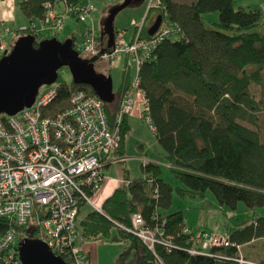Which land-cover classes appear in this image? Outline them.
Listing matches in <instances>:
<instances>
[{"label": "trees", "instance_id": "trees-1", "mask_svg": "<svg viewBox=\"0 0 264 264\" xmlns=\"http://www.w3.org/2000/svg\"><path fill=\"white\" fill-rule=\"evenodd\" d=\"M58 1L66 9L83 5L82 0H20L19 5L28 18L44 19L46 4L55 6ZM162 1L163 8L150 9L145 21L158 12L157 16L178 25L180 37L163 40L155 59L140 65L138 87L171 172L189 186L178 191L203 196L210 190L221 206L231 209L239 202L252 209L262 207L264 143L240 121L255 123L261 110L262 101L252 95L250 88L253 83L264 82L263 11L235 8L234 0ZM208 12H218L219 21L206 23L204 14ZM150 24L144 25L143 37L150 36ZM25 34L37 38L31 26L20 31V36ZM70 38L77 49L76 37ZM56 86L54 103L58 107L76 89L94 93L90 86L67 82L60 74ZM132 88L127 69L120 88L114 91V101L104 103L111 127L116 124L123 96ZM130 129L125 115L120 124L118 154L124 153ZM142 169L147 176L134 179L124 166L122 184L104 200L100 210L92 208L82 218L79 213L78 245L86 240L128 242L127 250L133 252L130 264H238L241 246L264 238V216H259L233 229L227 235L229 245L215 246L210 254L193 253V242L184 232L188 228L184 213L164 215L160 211L170 208L174 188L161 179L158 163L142 162ZM85 205L89 204L82 207ZM136 214L141 215L144 226L157 230L159 241L152 248L132 231Z\"/></svg>", "mask_w": 264, "mask_h": 264}, {"label": "built area", "instance_id": "built-area-1", "mask_svg": "<svg viewBox=\"0 0 264 264\" xmlns=\"http://www.w3.org/2000/svg\"><path fill=\"white\" fill-rule=\"evenodd\" d=\"M42 19L56 33L63 28L69 14L85 21L93 8L82 5L58 12L48 2ZM163 8L162 0H149L147 10ZM145 20V19H144ZM144 21L136 25L130 38L127 30H115L114 43L109 46L106 34H97L90 27L77 47L84 58L96 60V68L110 72L116 60L125 55L127 67L136 64L133 87L138 92V71L145 60L155 59L158 45L165 39L180 37L175 23L162 19L159 29L149 37L141 35ZM35 30V24L31 25ZM9 28L0 29V54L6 51L4 35ZM53 85V84H52ZM57 86L40 93L31 107L15 115L0 114V264H22L20 242L25 239L44 241L50 250L67 264H91L90 256L82 252L77 241L78 216L83 204L100 210L92 199L104 181V169L125 158L118 154L121 143L120 124L133 108L132 90L120 103L116 124L111 127L104 111V102L86 89H76L55 106ZM145 104V111H147ZM150 122L149 116L147 117ZM144 160V165L149 164ZM132 230L149 247L159 240L157 230L144 226L140 214L133 217ZM184 232L193 242V253L210 254L215 246L230 244L227 236L206 230ZM238 264L255 263L240 256Z\"/></svg>", "mask_w": 264, "mask_h": 264}, {"label": "rangeland", "instance_id": "rangeland-1", "mask_svg": "<svg viewBox=\"0 0 264 264\" xmlns=\"http://www.w3.org/2000/svg\"><path fill=\"white\" fill-rule=\"evenodd\" d=\"M124 0H82L84 5L93 8L89 17L85 20H79L73 14H69L64 21L63 28L56 33L55 30L41 18L34 17L35 30L37 32V39L41 41L57 34L59 40H66L74 34L76 37V46H80L83 41V34L90 27L94 32L101 34L105 30V22L110 10L119 5ZM186 1V0H176ZM191 1V0H187ZM149 0H142L135 2L129 7L122 10L115 18L114 26L116 30L127 29L126 38H129L136 27L144 21V25L153 23L157 17V13L153 14L152 19L145 21ZM234 7H244L251 9H262L264 17V0H234ZM206 23H214L219 21L218 12H208L204 14ZM23 24L30 27L32 24L29 18L22 10H16V25H12V32L14 29L19 30ZM150 24V25H151ZM17 25H19L17 27ZM143 25V28H144ZM11 26V25H10ZM127 67V60L125 55H122L116 60V64L111 68L110 74L113 78L114 91H117L122 83V74ZM131 80L134 81L137 73L136 64L132 63L129 68ZM59 74L67 81H72V74L68 67H63L59 70ZM264 77V73H263ZM53 85H43L40 88V93H44L54 87ZM133 108L128 114V120L131 125L130 131L125 136L124 154L125 159L120 162H113L109 168L104 169L105 180L112 179L117 184H122L124 179L123 167H127L130 176L134 179L144 178L147 175L142 169V162L144 160L154 161L159 164L161 168V179L170 183L174 188L172 193V203L169 209L160 210L164 215L176 211H182L186 217V224L192 228L193 231L198 232L206 230L215 232L221 236H227L226 233L241 227L249 222H252L256 217L264 216V206L255 209L249 208L244 202H239L235 209L221 206L214 194L207 190L203 196L193 195L189 192L181 194L178 189L187 190L189 186L171 172L169 165L165 158V151L159 144L158 139L152 129L151 123L148 122V112L145 111L144 101H138V90L133 87ZM252 95L261 103V110L258 112V118L255 123L248 121H240L247 129L257 134L258 139L264 143V82L263 84L251 85ZM141 97V96H139ZM125 161V162H124ZM124 162V163H123ZM103 181V183H104ZM102 183V184H103ZM101 184V185H102ZM101 187V186H100ZM100 187L97 189L92 197V200L100 204L98 201V194H100ZM92 206L85 205L80 212V218L84 217ZM80 243V241H79ZM79 245L82 250L91 249L90 262L91 264H130L133 252H129L127 247L128 242H113L111 240L103 241H82ZM241 253L244 258L249 259L255 263H264L260 257L264 253V241L257 242L256 246L248 254L241 248Z\"/></svg>", "mask_w": 264, "mask_h": 264}, {"label": "water", "instance_id": "water-1", "mask_svg": "<svg viewBox=\"0 0 264 264\" xmlns=\"http://www.w3.org/2000/svg\"><path fill=\"white\" fill-rule=\"evenodd\" d=\"M142 0H124L113 7L105 22V33L109 46L114 43L116 16L125 8ZM162 16L158 15L149 28L153 35L160 27ZM84 58L74 47L72 38L59 40L49 37L38 41L35 35L19 36L10 51L0 57V114L15 115L31 107L43 85L55 84L59 70L68 67L75 84H85L104 102L115 99L113 78L109 72L96 68V60ZM19 252L22 264H67L55 255L48 245L39 239L25 238L20 242Z\"/></svg>", "mask_w": 264, "mask_h": 264}, {"label": "crops", "instance_id": "crops-1", "mask_svg": "<svg viewBox=\"0 0 264 264\" xmlns=\"http://www.w3.org/2000/svg\"><path fill=\"white\" fill-rule=\"evenodd\" d=\"M19 1L20 0H0V29L1 30H5L6 28H9L10 29V32L8 34H5L4 35V44L6 45V48L9 47L10 45H12L15 42V40L20 36V31L21 30H25V29L28 28V27L24 26L26 24H23L19 30H17V28L14 29L15 32H12V30H11L12 29L11 28L12 25L13 26L16 25V10L20 6L19 5ZM55 9L58 12H65L66 11V6L64 5L63 2L58 1L55 4ZM20 10H21V8H20ZM29 20H30L31 24L33 25L34 24V22H33L34 19L33 18H31V19L29 18ZM18 26L19 25H17V27ZM133 94L134 93H133V90H132V97H133ZM138 94H139L138 95V101L140 102V101L143 100L145 102L144 94L141 93V92H138ZM139 96H141V97H139ZM123 154H119V155L122 156ZM110 165L111 164L107 165L105 168H109ZM118 186H119V184H117V182L112 181V179L105 180L104 183L100 187V190H99L100 191V194L97 195L98 196L97 198H98V201H99L100 204H98V203H96L95 201L92 200L93 203L96 206L101 207L102 204H103V202H104V200L108 196H110L113 193V191L115 190V188H117ZM93 195L91 196V199H92ZM230 232H227L226 235H228ZM259 241H262L263 242L264 241V238L254 239V240L248 242L247 244L242 245L241 248L245 252V254H248L250 252V250L252 249V246H256L257 242H259ZM85 251H88V252L91 253V249L90 248L85 249ZM260 259L261 260H264V253H263V255H261Z\"/></svg>", "mask_w": 264, "mask_h": 264}]
</instances>
